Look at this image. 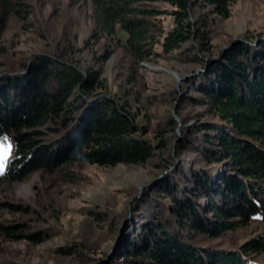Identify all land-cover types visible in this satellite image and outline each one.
<instances>
[{
	"label": "trees",
	"instance_id": "1",
	"mask_svg": "<svg viewBox=\"0 0 264 264\" xmlns=\"http://www.w3.org/2000/svg\"><path fill=\"white\" fill-rule=\"evenodd\" d=\"M161 1L174 22L161 41L151 17L162 11L142 0H92L94 34L111 35L118 24L129 52L151 57L156 43L167 53L196 34L194 3L226 18L231 0ZM202 61L203 70L188 81L201 95L189 100L212 117L186 123L173 167L119 214L121 243L98 264H258L254 256L264 253V235L229 250L193 238L218 237L254 216L264 220V34L235 40ZM103 88L94 71L49 55L0 77V143L12 145L0 178L17 181L80 161L111 166L152 158L156 145L130 103L96 91Z\"/></svg>",
	"mask_w": 264,
	"mask_h": 264
},
{
	"label": "rangeland",
	"instance_id": "2",
	"mask_svg": "<svg viewBox=\"0 0 264 264\" xmlns=\"http://www.w3.org/2000/svg\"><path fill=\"white\" fill-rule=\"evenodd\" d=\"M142 2L162 11L151 19L156 39L163 40L174 26L171 6L161 0ZM92 12V0H0V77L19 71L35 55L94 71L104 84L96 91L130 103L146 138L156 145L155 154L140 164L80 161L51 171L37 169L17 181L0 178V264H98L96 259L111 258L123 238L119 214L173 167L186 123L202 114L212 117L189 100L201 95L188 81L203 70L204 56L264 34V0H231L226 18L210 5L194 3L190 20L195 35L167 53L156 43L155 55L137 59L118 24L111 35L94 34ZM105 53L109 56L103 59ZM9 156L10 151L0 158V167ZM261 235L264 220L254 216L218 237L193 238L229 250ZM254 258L264 264V253Z\"/></svg>",
	"mask_w": 264,
	"mask_h": 264
},
{
	"label": "snow or ice",
	"instance_id": "3",
	"mask_svg": "<svg viewBox=\"0 0 264 264\" xmlns=\"http://www.w3.org/2000/svg\"><path fill=\"white\" fill-rule=\"evenodd\" d=\"M11 144H0V158H4L9 151H11Z\"/></svg>",
	"mask_w": 264,
	"mask_h": 264
}]
</instances>
